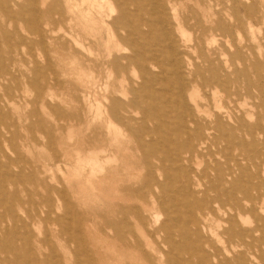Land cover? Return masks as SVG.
<instances>
[{
    "label": "bare ground",
    "instance_id": "6f19581e",
    "mask_svg": "<svg viewBox=\"0 0 264 264\" xmlns=\"http://www.w3.org/2000/svg\"><path fill=\"white\" fill-rule=\"evenodd\" d=\"M82 1L93 6V13L80 12L94 27L77 34L66 31L62 42L56 45L55 40H51L49 44L51 48L56 45L71 52V64H76L77 55L86 57L85 52L92 51V47L96 50L97 66L101 63L105 67V95L97 100L95 109L106 116L109 129L117 132L123 129L133 137L148 131L150 134L159 127L176 132V147L161 157L156 156L158 142L154 138L137 139L135 148L142 154L139 167L144 169L143 186L162 194L170 191L174 199L177 195L181 203L176 204L182 209L172 207L165 214L149 211L150 231L145 225V216L135 206H128L126 210L118 201L113 202L117 191H128L125 195L130 192L135 198L142 194L134 188L120 187L122 178L118 177V167L125 156L113 146L116 141L111 139V134H108V147H72L73 152L67 150L56 160L57 164L70 157L82 170L87 169V181L91 185H108L113 194L109 205L118 215L129 213L132 221L124 217L121 224L109 221L111 238L131 248L148 264H154V260L156 264H264V109L254 114L253 109L233 105L247 97L251 87L256 90L257 98L264 99V30L258 29L259 37L250 45L235 42L231 30L239 14L238 2L244 3L249 15L252 7L245 5L249 0ZM124 4L135 5V9L126 8ZM39 5L43 10L39 11ZM55 8L56 3L46 0H0V39H11L12 35L4 28L17 20L27 25L31 36L35 37L55 34L49 25L57 21L67 22L72 27L73 18L67 17L65 11H59L57 20L53 18ZM231 48L234 49L231 51ZM160 56L178 84L174 100L164 99L162 105L166 110L163 113L156 106L160 95L153 86L161 77L150 69L151 65L161 66ZM36 69L39 75L40 68ZM129 69L142 81L133 88V81L127 77L131 85L127 89L122 82L127 80L123 76ZM0 72L4 76L9 74L1 60ZM90 77L88 87L79 92L76 101L85 114L93 107L86 106L90 97L88 90L97 81ZM166 91L162 93H168ZM45 95L53 98L49 92ZM143 101H147L144 106ZM130 108L132 113L139 109L140 115L128 114ZM158 109L164 120L156 118ZM174 111L177 113L173 114ZM32 128L29 125V129ZM3 157L7 162L0 160V264H61L53 255L51 259L39 260L34 254L30 246L28 210L21 208L22 199L5 188L3 182L7 179L10 185L22 187L26 195L25 183L36 179L19 166V156L13 160ZM38 181L33 185L47 193L40 198L43 206L33 214L34 223L47 221L55 213L50 207L44 209L51 204L50 190L54 186H45L41 179ZM16 206H20L21 215L16 212ZM56 223L61 233L68 229L63 216ZM124 227L131 232L132 242H124L127 235L120 233ZM136 228L147 236L144 244ZM153 234L162 236L166 251L154 248ZM144 247L156 253L152 256ZM81 255L86 256L79 251L74 264H84Z\"/></svg>",
    "mask_w": 264,
    "mask_h": 264
},
{
    "label": "rangeland",
    "instance_id": "374dc122",
    "mask_svg": "<svg viewBox=\"0 0 264 264\" xmlns=\"http://www.w3.org/2000/svg\"><path fill=\"white\" fill-rule=\"evenodd\" d=\"M19 1L24 2V0ZM46 1L56 3L54 11L56 14H53V18L57 20L59 11H65L67 17L73 18L72 27L67 22L57 21L49 25L55 34L45 33L44 37H35L34 35L31 36L30 28L27 25L17 20L10 27L5 26L4 28L12 35L11 39L9 41L0 39V50H3L0 51V60L7 67L9 73L4 76L0 72V160L6 163L7 159L3 156L12 160L19 156L21 159L19 166H22L26 174L32 173L36 179L25 183L26 195L22 187L10 185L7 179L3 184L5 188L22 199L24 206L20 205L21 208L28 210L30 246L33 248L37 259L42 260L53 255L61 264H74L80 251L85 252L86 255L80 257L84 264H148L142 256L135 254L131 248L123 246L111 238L113 232L107 226L109 221L116 220L117 223L121 224L123 217L129 222L132 221L129 213L126 214L127 216L118 215L109 205V198L113 194L110 193L108 185L104 183L91 185L87 181V169L82 170L70 157L67 160H61L58 164L56 160L68 152L67 150H70V153L73 152L76 146L90 149L108 147V134H111V139L116 141L113 146L120 150L121 156H125L119 165L121 167H118V174L120 175L118 177L122 178L119 181L120 187L134 188L141 191L142 194L141 197L135 198L130 192L126 196L125 193L128 191H117L115 193L117 199L113 197L112 200L113 202L118 201L122 206L124 205L126 210L128 206H135L138 212L141 211L145 216L144 221L147 229L152 231L149 213L154 212V210L164 214L165 211L169 213L172 207L182 209L181 205L177 206L176 204L177 202L181 203V199L177 195H175L176 199L172 198L170 191L162 194L161 191L154 192L152 188L149 191L146 186H143L144 169L139 167L142 154L139 149L135 148L137 146L136 140L150 141L151 138H154L155 142H158L156 144V156L161 157L166 153L173 152L177 143L176 132H170L167 127H159L150 134L148 131L141 134L140 137L138 135L133 137L131 133L123 129L117 132L114 128H108L106 116L95 109L97 100H101L105 95L103 88L105 67L103 68L101 63H99V67L97 66L95 62L96 50L92 47V51L85 52L86 57L81 54L77 55L76 64H71L73 60L71 52L56 48L57 42L63 41L61 37L62 34H65L64 32L69 31L72 34H77L84 32L83 30L88 31L92 26L94 27L92 21L86 20L80 12V10L85 12L89 10L93 13V6L90 2H83L82 0ZM238 5L239 14L231 26L232 35L234 41L239 45L244 43L250 45L258 39V29L264 30V2L262 0L245 2V5L252 7L249 15H247L242 1L238 2ZM124 6L131 10L135 9V5L124 4ZM38 7L39 11L43 10L42 5ZM104 9L106 10V6ZM42 23L43 20L40 24ZM51 40H55V47L51 48L49 44ZM87 49L89 50V48ZM233 49L231 48V51ZM158 60L161 66L151 65L150 69L153 74H158L161 77L153 86L160 95V98L156 99V106L163 113L166 110V107L162 105L164 99L169 97L174 100L178 84L171 72L166 69L168 66L162 61L161 56L158 57ZM36 67L40 68L39 75L36 72ZM99 72H101L100 78H103L101 81L97 77ZM89 75L91 79L97 81L88 90L90 97L86 106L92 105L93 107L88 114H85L80 111L81 104L76 101L80 95L79 92L88 87ZM123 77L126 79L128 77L129 81H133V88L142 81L137 73L134 75L131 69ZM122 84L127 89L131 86L128 79ZM259 84L260 86L263 85L262 80ZM165 89L168 92L166 94L162 93ZM250 89V94L247 97H243L242 100L236 101L237 103L233 105L245 110L253 109L255 114L264 109V99L257 98L256 90L252 87ZM46 92L53 95V98L46 97ZM131 96L129 94V97ZM146 102L143 101V106ZM242 104L247 105L248 108H244ZM159 109L156 118L162 117L163 119ZM52 110H56V112ZM129 110V113L127 111L128 114L140 115L137 108L134 113H132V108ZM175 113L177 111L173 112V114ZM29 125L33 127L31 130ZM68 136H71V139ZM166 164L169 166V162ZM8 168L11 170L9 166ZM37 177L43 181L45 186L55 187H51L52 190H50L51 204L47 207L44 206L46 210L48 207L52 210L55 209V213L49 216L47 221L43 220L41 223H34L32 220L34 219L33 216L36 215L37 208L41 209L43 206L40 203V198L45 196L47 190L33 185L39 183ZM139 179L142 185L139 184ZM132 182L134 183L132 184ZM19 207L16 206V212L21 215L22 212ZM62 216L65 218L68 227L63 233L59 231V225L56 223V220ZM129 227H132L131 223H129ZM135 230L141 236L144 244L145 240L148 239L147 236L142 235L140 229L137 230L136 228ZM120 233L127 235V240L124 242H132V234L128 227H124ZM161 238L160 234H153L154 248L164 249ZM144 249L151 255L156 253L149 247H144ZM164 250L166 251L167 248ZM153 263L156 264V261L154 260Z\"/></svg>",
    "mask_w": 264,
    "mask_h": 264
}]
</instances>
